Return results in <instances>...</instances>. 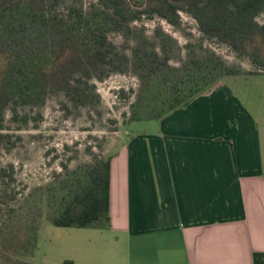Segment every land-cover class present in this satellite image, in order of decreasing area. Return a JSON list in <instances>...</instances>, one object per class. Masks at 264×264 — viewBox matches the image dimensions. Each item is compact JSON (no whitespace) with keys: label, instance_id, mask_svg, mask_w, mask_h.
Wrapping results in <instances>:
<instances>
[{"label":"trees","instance_id":"obj_1","mask_svg":"<svg viewBox=\"0 0 264 264\" xmlns=\"http://www.w3.org/2000/svg\"><path fill=\"white\" fill-rule=\"evenodd\" d=\"M64 1L0 0V61L8 64L0 79V112L9 102L41 99L47 89L61 92L74 107H89L99 101L93 82L118 73L138 80V89L130 90L128 122L158 121L243 74L202 44H186L185 58L172 64L166 49L172 38L159 29L151 38L135 32L132 24L142 18L178 27L182 12L203 37L264 69V23L257 20L264 0H90L86 8L75 3L62 12ZM113 33L123 36L122 44L109 39ZM8 170L0 168V245L5 234L26 225L27 255L33 257L43 221L62 228L110 227V157L73 170L62 166L50 183L27 194L11 187L13 167Z\"/></svg>","mask_w":264,"mask_h":264},{"label":"crops","instance_id":"obj_2","mask_svg":"<svg viewBox=\"0 0 264 264\" xmlns=\"http://www.w3.org/2000/svg\"><path fill=\"white\" fill-rule=\"evenodd\" d=\"M217 86L110 142V227L79 236L72 264H264L260 130L206 106Z\"/></svg>","mask_w":264,"mask_h":264},{"label":"rangeland","instance_id":"obj_3","mask_svg":"<svg viewBox=\"0 0 264 264\" xmlns=\"http://www.w3.org/2000/svg\"><path fill=\"white\" fill-rule=\"evenodd\" d=\"M75 3L86 8L91 1L65 0L61 11L65 12L67 6ZM257 20L264 23V12ZM132 27L137 33L143 31L149 38L155 29L169 35L173 42L168 43L166 49L174 65L180 58H185L186 44H190L192 49H198L202 44L228 65L242 71L241 76L225 78L215 88L211 99L206 101V106L227 109L233 117L239 118H234L237 123L245 122V117L241 120L244 115L256 123L260 130L264 163V69L254 66L246 56L236 55L226 45L203 37L196 22L182 12L178 27L157 17L151 20L142 18ZM109 39L116 45L123 43L121 34L113 33ZM261 46L264 53V45ZM7 65L6 61H0V79ZM93 83L99 101H92L89 107H74L64 94L47 89L42 92L41 99L28 105L9 102L1 108L0 168L9 172V166L13 167L11 187L15 191L27 194L34 188L47 185L55 173L62 171V166L73 170L91 163L95 157H109L106 150L110 142L123 132L133 135L159 129L160 120L132 123L127 120L129 104L134 98L130 90L138 89L135 76L112 73L102 82ZM121 90L125 97L121 96ZM65 104L67 109L63 106ZM126 138L129 139L128 136ZM3 220V213L0 212V223ZM91 232L89 229L55 227L43 221L37 247L31 257L26 250V225H22L4 235L0 245V264L6 263L4 259H8L6 264H64L78 257L82 245L78 237L93 234ZM2 256L5 257L2 259Z\"/></svg>","mask_w":264,"mask_h":264}]
</instances>
